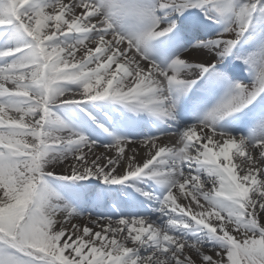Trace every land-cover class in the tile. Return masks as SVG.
I'll use <instances>...</instances> for the list:
<instances>
[{
    "label": "snow or ice",
    "instance_id": "6c2138e0",
    "mask_svg": "<svg viewBox=\"0 0 264 264\" xmlns=\"http://www.w3.org/2000/svg\"><path fill=\"white\" fill-rule=\"evenodd\" d=\"M0 264H264V0H0Z\"/></svg>",
    "mask_w": 264,
    "mask_h": 264
},
{
    "label": "bare ground",
    "instance_id": "6f19581e",
    "mask_svg": "<svg viewBox=\"0 0 264 264\" xmlns=\"http://www.w3.org/2000/svg\"><path fill=\"white\" fill-rule=\"evenodd\" d=\"M80 57H81V54L77 53L76 58L80 59ZM7 86L8 87H12L11 84H8ZM13 115H14V113H13ZM176 139H177V137H175V136L161 137L160 140L158 141V143H160L162 145L167 144V145L171 146L172 144H175ZM134 146H137V145H129L128 147H134ZM99 151L104 152L106 150L105 149H100ZM109 155H114V153L113 152H109ZM137 159L140 160V161H142L144 159V151H143L142 148L140 149V154L137 156ZM237 163H239L238 160H237ZM174 194L177 195L178 203H180L182 205H185L187 203L186 200L184 199V197H182L179 194L178 190H174ZM193 207H194V210L199 211V209H196L194 205H193Z\"/></svg>",
    "mask_w": 264,
    "mask_h": 264
}]
</instances>
